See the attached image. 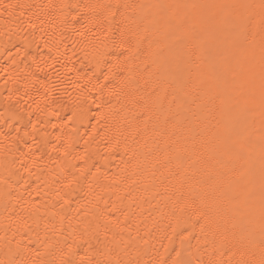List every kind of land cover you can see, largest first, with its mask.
Instances as JSON below:
<instances>
[{"label": "bare ground", "instance_id": "obj_1", "mask_svg": "<svg viewBox=\"0 0 264 264\" xmlns=\"http://www.w3.org/2000/svg\"><path fill=\"white\" fill-rule=\"evenodd\" d=\"M0 264H264V0H0Z\"/></svg>", "mask_w": 264, "mask_h": 264}]
</instances>
